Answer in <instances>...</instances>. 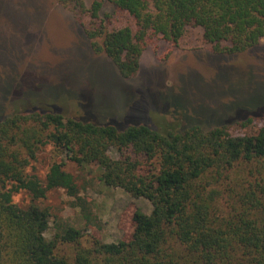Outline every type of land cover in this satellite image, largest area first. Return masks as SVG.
<instances>
[{
	"label": "trees",
	"instance_id": "trees-1",
	"mask_svg": "<svg viewBox=\"0 0 264 264\" xmlns=\"http://www.w3.org/2000/svg\"><path fill=\"white\" fill-rule=\"evenodd\" d=\"M114 3L135 28L89 37L124 80L138 76L152 44H178L189 27L202 28L218 54H241L264 39V0ZM100 8L94 5L93 18ZM253 121L242 122V136L234 137L225 126L157 130L148 123L119 127L50 111L15 112L0 122V264H264V126ZM47 144L77 165L97 166L106 186L149 201L152 212L136 210L128 239L79 247L73 262L59 255V245L80 246L85 231L69 227L49 240V210L14 202L21 192L43 200L55 189L78 197L62 162L51 165L45 184L28 173Z\"/></svg>",
	"mask_w": 264,
	"mask_h": 264
},
{
	"label": "rangeland",
	"instance_id": "rangeland-1",
	"mask_svg": "<svg viewBox=\"0 0 264 264\" xmlns=\"http://www.w3.org/2000/svg\"><path fill=\"white\" fill-rule=\"evenodd\" d=\"M96 3L101 8L93 18ZM126 26L135 28L134 20L114 0H0V122L30 110L119 127L225 126L234 137L242 136L239 125L249 118L264 126V39L241 54H218L204 42L202 28L189 27L178 44H152L138 76L124 80L106 54L93 50L89 33ZM55 161L73 175L78 197L55 189L43 200L21 192L14 202L49 210V240L69 227L85 231L80 246L59 245L68 260L95 241L128 239L136 210L152 212L149 201L106 186L100 168L77 165L52 144L41 147L28 173L45 184Z\"/></svg>",
	"mask_w": 264,
	"mask_h": 264
}]
</instances>
